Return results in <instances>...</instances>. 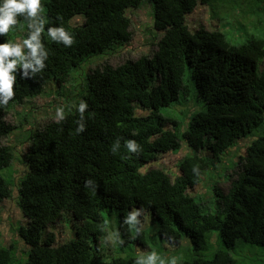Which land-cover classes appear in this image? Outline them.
<instances>
[{
	"label": "trees",
	"instance_id": "trees-1",
	"mask_svg": "<svg viewBox=\"0 0 264 264\" xmlns=\"http://www.w3.org/2000/svg\"><path fill=\"white\" fill-rule=\"evenodd\" d=\"M247 1L264 15V0ZM145 2L161 32L153 55L89 70L77 106L30 134L19 184L26 264H142L132 255L106 257L101 242L105 211L117 213L126 242L149 241L145 229L135 234L133 209L147 214L171 244L190 240L192 254L184 264H264V34L254 33L255 27L236 36L188 23L199 4L210 6L211 17L228 19L216 6L230 0H41L35 17L18 16L11 27L24 23L18 28L24 41L41 28L40 63L26 44L23 59L6 58L17 63L11 71L14 95L5 102L0 93V202L12 190L1 174L14 157L12 146L3 143L17 128L6 120L9 106L40 96L51 81L61 86L83 64L125 45L131 37L127 11ZM52 29H63L70 43L53 39ZM6 43L15 47L7 33L0 34V45ZM191 94L203 107L186 125L164 115ZM239 142H246L244 154L227 174L234 175L227 191L213 183L211 211L192 190ZM183 143L191 152L180 159L175 177L149 167ZM64 212L82 227L76 239L56 244L48 226ZM15 248L0 245V264H13Z\"/></svg>",
	"mask_w": 264,
	"mask_h": 264
},
{
	"label": "rangeland",
	"instance_id": "rangeland-1",
	"mask_svg": "<svg viewBox=\"0 0 264 264\" xmlns=\"http://www.w3.org/2000/svg\"><path fill=\"white\" fill-rule=\"evenodd\" d=\"M231 2L221 3L218 11L226 14L228 19L220 21L216 17H211L210 6L199 4L196 10L189 16L188 23L191 28H197L204 25L206 28H221L236 36L244 34L245 29L253 30L254 33L264 34V15L258 14L249 5L247 0H230ZM215 7V8H216ZM131 19L130 39L118 48L108 54L94 57L91 61L83 64L79 69L74 70L70 79L57 87L55 81H51L45 87L43 94L31 98L20 105H10L6 113L7 122L17 125V128L3 139L4 144L13 148V161L6 170L7 180L12 181L11 195L0 202V245L13 243L15 245L13 264H26L28 259V245L20 238V229L26 227L25 217L19 206V184L20 178L26 172V153L30 145V134L42 129L50 121L58 120L64 113L77 106L82 100L85 78L89 70L101 67L104 64L117 66L127 60H137L144 55H153L158 49L157 42L161 37V32L154 28L152 6L145 2L140 8L129 9L127 11ZM82 19L77 17L75 22L80 23ZM24 23L16 27H11L8 36L13 39L15 46L19 45L24 49L25 43L22 28ZM18 30V31H17ZM203 105L194 94L175 101L168 109H164V115L169 114L183 122H188L190 115L197 110L202 109ZM248 138H243L246 140ZM246 142H239L228 149L223 155V163L216 168L210 169L204 173L202 180L193 190V195H199L201 203L208 206L211 211H215L216 202L213 197L212 185L218 182V185L227 191L231 179L234 175L232 167L238 156L244 154ZM191 149L183 143L178 151L161 153L149 164V167H159L171 173L175 177L179 173V161ZM227 175V177H226ZM105 235L102 237L103 250L106 257L132 255L142 259V264H156L160 261L170 260L174 264H184L192 254V243L188 238H183L179 244H171L166 239L160 237L157 228L150 223L149 216L145 213L140 215L137 209H133L129 216V222L137 234L139 228L145 229L149 236V241L144 244L139 241L126 242L123 235L118 231L119 217L117 213L105 211ZM133 216L135 217L133 219ZM82 224L75 219L71 212H64L56 222L48 226V230L53 231L56 236V244L76 239ZM81 231V230H80ZM216 233L213 235L214 239ZM27 250V252H26Z\"/></svg>",
	"mask_w": 264,
	"mask_h": 264
},
{
	"label": "clouds",
	"instance_id": "clouds-1",
	"mask_svg": "<svg viewBox=\"0 0 264 264\" xmlns=\"http://www.w3.org/2000/svg\"><path fill=\"white\" fill-rule=\"evenodd\" d=\"M40 5L41 0H3V3L0 4V34L8 33L10 27L17 24V17L25 12L28 17H35ZM40 31L41 28H37L31 37L24 41L31 49V55L36 58L37 64L40 63L37 56L40 47L38 41ZM50 35L53 39L60 38L66 43H70V38L63 29H52L50 30ZM12 56L23 59L19 45L15 47L7 43L0 45V93L5 95V102L14 95L13 82L15 78L11 75V71L15 68L17 61L8 60L6 63V58ZM24 66L27 68L30 65L25 64ZM83 108L84 105H81V110ZM129 148H134V145L130 143Z\"/></svg>",
	"mask_w": 264,
	"mask_h": 264
}]
</instances>
